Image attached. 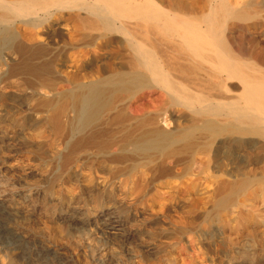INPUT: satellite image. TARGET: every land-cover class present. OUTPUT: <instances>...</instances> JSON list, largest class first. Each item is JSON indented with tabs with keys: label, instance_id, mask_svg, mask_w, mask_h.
Returning <instances> with one entry per match:
<instances>
[{
	"label": "bare ground",
	"instance_id": "bare-ground-1",
	"mask_svg": "<svg viewBox=\"0 0 264 264\" xmlns=\"http://www.w3.org/2000/svg\"><path fill=\"white\" fill-rule=\"evenodd\" d=\"M199 3L0 0V177L5 179V185L0 182V210L9 214L4 219L8 225L10 216L24 214L16 209L23 194L14 193L8 178V173L25 177L28 165L15 171L8 163L21 154L24 141L43 143L36 148L41 164L46 162L44 147L49 152L45 150L55 169V175L48 176L53 183L51 196L63 186L54 185L56 175L63 182L75 180L78 187H89L93 197L101 196L96 206L86 209L87 214L94 212V220L83 218L81 206L69 213L72 220L80 216L78 221L91 233L139 222L149 210L153 192L192 174L197 151L204 155L206 171L222 173L212 185L214 194L222 195L218 206L240 193L264 192V0H207L202 15L197 12ZM57 40L63 42L62 65L50 53ZM63 87L68 89L60 92ZM26 90L37 99V108L47 113L42 121L47 130L20 137L3 121L8 115L3 99ZM143 90L160 91L163 105L133 111L132 104ZM12 120L21 129L26 123V119ZM32 190L24 200L33 196L47 200L46 191L41 195ZM247 204L251 203L244 207ZM51 211L53 219H61L64 210L54 206ZM171 218L167 215L157 222L161 234L171 233ZM10 228L0 235L28 239ZM25 245L26 241L14 249L28 256Z\"/></svg>",
	"mask_w": 264,
	"mask_h": 264
},
{
	"label": "rangeland",
	"instance_id": "rangeland-1",
	"mask_svg": "<svg viewBox=\"0 0 264 264\" xmlns=\"http://www.w3.org/2000/svg\"><path fill=\"white\" fill-rule=\"evenodd\" d=\"M197 1H200L197 7L198 15H202L207 12V0ZM62 47L63 42L57 40V43L50 50L51 56L57 57L58 65H62V60L65 59L64 54H61L59 57ZM246 60L249 62L251 61V59ZM67 89L68 87H63V89L61 88L59 90L63 92ZM3 100V105L8 111V115H5L3 121L8 124L9 131L12 133L14 132V135L23 137V135L27 133L36 134L47 130V127H45L42 122L47 116V113L37 108L38 101L29 91L26 90L18 95L6 96ZM163 100L164 96L160 91L143 90L139 93L137 101L132 104V110L139 113L146 110H153L161 107L163 105ZM12 119H26V123L21 129L13 125L14 122H12ZM64 120L66 121V119ZM167 123L169 124L168 129H172L173 124L171 118H168ZM5 140L7 141V139ZM40 144H43L40 140H34L30 143L24 141L25 146L22 148L21 154L17 159L8 161V163L14 166L15 171L21 170V167L28 165L25 167L24 178L21 177V179H19L17 174L8 173L10 183L15 186L14 193L23 194V196L19 198V204L21 205L17 203L16 209L19 208V210L24 211L22 212L24 214L10 216V218H12H9L11 222L8 225V222H5L4 219L6 220L9 214L5 210H0V231L7 232L6 229L11 225L10 230L13 231V233L21 232L25 236L27 235L26 237L28 239H18L17 237L14 240L11 236L7 237V235L1 234L0 264H201L202 261L205 262L202 264H233L234 262V264H238V262L242 263L244 260V264H264V240L262 241L261 239L264 238V202H260L264 200V197H262L264 192L261 194V191H259L256 196L255 194L254 196L251 195L249 192H244L245 194L240 193L239 196H234L227 205L223 207L218 206L222 195L220 193L214 194V186L212 187V185L214 184L213 181H217L216 179L220 178L222 173H213L211 170L206 171L207 165L205 164L204 155H202L200 151L196 152L195 164L191 175L169 181L167 184L160 186L157 192L152 193V196L148 200L149 210L146 212V215L138 219L139 222L134 220H131L129 223L125 222L122 224V227L116 231H107L106 228L100 227L96 233H91L87 231L89 228L82 226L78 221L80 216H77L76 220H72L69 213L71 214L72 209L76 206H81L84 208L81 214L85 212L83 218L89 216L94 220L96 218L93 217L94 212L90 211L87 214L86 209L96 206V198H100L101 196L93 197L89 194V187L84 185L78 187L75 185V180L63 182L59 175H56V182L54 185L63 184L59 189L56 188L60 190V192L58 191L60 194H53L51 196L49 189H51L53 183L51 180H48V176L50 178L53 177L55 175V169L52 165L53 163L50 162L51 160L47 157L46 147H44L46 162L45 160L42 164L38 162L36 148ZM47 153L49 152L47 151ZM252 156H254L253 158L255 159L257 155ZM260 156H263V154ZM218 169L217 167V171ZM38 172H40L41 175L43 174L41 178L35 176ZM222 178L225 177L223 176ZM258 179L262 178L258 177ZM4 181L5 179L0 177V182L4 183ZM67 188L73 192H65L64 189ZM31 189H33V192L37 191L41 195L46 191V193H48L47 200L42 199V196H40L41 198L33 196L32 198L24 200L23 197L29 194L27 192ZM148 192L151 193L152 189H149ZM248 194L249 197L246 196ZM241 197L243 199L245 198V201ZM139 200H141L140 196ZM243 201L244 203L249 202L251 204H247V207L246 205L244 207ZM262 203L263 205H260ZM54 206L56 209L58 207L59 210L61 208L64 210L63 214H60L61 219L57 217V219H53L50 214H48L52 212L51 209L54 208ZM258 206L259 210L257 208ZM251 207L252 209L255 208V210L253 209L252 211V209H250ZM25 211H30V214H25ZM247 211H249V213ZM150 213L159 216L152 217ZM167 215L173 218H171V225L168 226L170 229L169 232H171L168 236L161 234L162 232L160 231L159 225H156L160 219L164 216L167 217ZM176 222L178 225L181 223V225L176 226ZM182 223L188 226H185L187 229L184 228ZM240 225L242 228H240ZM188 229L191 230L189 231ZM254 230L257 231L255 232ZM187 232H189V235ZM241 234L243 235L240 236ZM246 235L248 238L245 237ZM253 235H257L258 238L255 237L254 239ZM169 237H171V239H169ZM241 237L244 241H241ZM5 238L7 240H5ZM222 238L224 239L222 240L223 242L221 241ZM226 238L232 240L233 238L237 239L234 240L237 242L234 245L233 241H228ZM191 239L195 243H192V241L190 242L189 240ZM246 239L248 241H246ZM25 241V248L27 245H31L30 248L29 246L26 248L28 250L26 251L28 256L20 255L15 251L18 245L25 243ZM164 241L166 243H163ZM239 241H241V243ZM244 242L245 244H242ZM224 244L226 248H224ZM208 245L211 246L209 247ZM236 245L237 247H235ZM35 246L37 248H35ZM253 246H256L255 249ZM10 247H12V249ZM207 247L212 251L208 250ZM247 247L248 251H246ZM217 248L219 249L217 250ZM224 249L228 251L226 250V252ZM205 250L206 254L203 252ZM214 250H217L216 252L219 255L222 253L224 255H220L219 258V255H217ZM207 254H209V256H207ZM232 254L236 259L231 256ZM210 255L214 256L211 257ZM222 256L225 257L226 260ZM238 257L241 258L242 261Z\"/></svg>",
	"mask_w": 264,
	"mask_h": 264
}]
</instances>
